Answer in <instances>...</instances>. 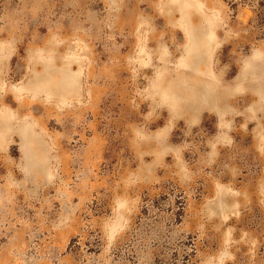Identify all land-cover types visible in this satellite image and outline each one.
<instances>
[{
	"label": "rangeland",
	"instance_id": "rangeland-1",
	"mask_svg": "<svg viewBox=\"0 0 264 264\" xmlns=\"http://www.w3.org/2000/svg\"><path fill=\"white\" fill-rule=\"evenodd\" d=\"M0 264H264V0H0Z\"/></svg>",
	"mask_w": 264,
	"mask_h": 264
}]
</instances>
